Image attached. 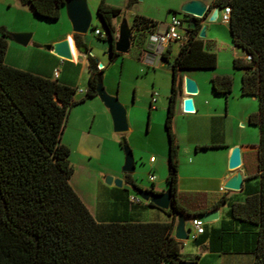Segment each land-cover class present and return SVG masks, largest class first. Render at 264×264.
I'll list each match as a JSON object with an SVG mask.
<instances>
[{"label": "trees", "instance_id": "obj_1", "mask_svg": "<svg viewBox=\"0 0 264 264\" xmlns=\"http://www.w3.org/2000/svg\"><path fill=\"white\" fill-rule=\"evenodd\" d=\"M64 1L18 0L48 22L59 18ZM224 6L229 7L227 26L233 45L249 56L248 60L233 58L232 67L244 69L240 94L257 99V109L248 115L247 122L258 130L257 148L247 170L248 178L257 179V191L243 202L231 203L228 214L255 227L252 264H264V0H211L205 17L211 8ZM119 12L103 0L95 9L106 32L97 37L111 39L107 62L119 55L112 47V18ZM189 20L174 58L168 60L166 49L160 55L171 72L163 129L167 139L165 182L172 200L163 211L201 216L205 210L191 209L199 204L191 199L195 195L175 191L178 146L171 131L178 71L215 67V53L198 37L201 19ZM190 24L194 27L189 28ZM129 29L131 40L138 41L156 29V22L134 15ZM10 36L0 27V264H175L182 243L172 237V221L98 222L68 183L72 173L69 150L60 143L64 119L69 107L96 96L95 86L104 67L97 68L94 58L86 55V88L83 97L74 101L75 88L3 63ZM72 40L78 51H87L81 35L73 33ZM210 86L214 93L226 95L231 80L226 75L213 76ZM123 141L120 135V148ZM124 181L132 182L128 174H124ZM122 189L127 191L130 205H140L128 201L129 191ZM223 200L220 197L209 208ZM141 205L154 207L149 202Z\"/></svg>", "mask_w": 264, "mask_h": 264}, {"label": "crops", "instance_id": "obj_2", "mask_svg": "<svg viewBox=\"0 0 264 264\" xmlns=\"http://www.w3.org/2000/svg\"><path fill=\"white\" fill-rule=\"evenodd\" d=\"M187 1L189 0H185V2ZM210 1L211 0L201 2L208 5ZM2 2L6 4L7 8H12L16 13L14 20L17 21L16 23L18 26L10 31H15V33H27L28 31L35 32L36 28H38L39 31V20L42 19L37 18L29 6L20 4L18 0H2ZM213 9L214 8H211L204 18L211 15ZM218 13L219 9L216 8L215 18L213 20L218 17ZM3 16V12L0 11V27H3L4 30H9V26L4 21ZM59 19L65 20L62 21V28L54 32L44 27L42 35L45 37L44 40L40 37H35L33 39L34 42L31 44L32 36L29 33L30 37L27 44L22 46L13 41L10 36L7 39L3 63L7 66L25 70L75 88L72 99L74 101H79L83 97L87 82L88 71L86 55L88 54L94 58L97 67H104V63L91 51L90 46L88 47V45L85 44L84 39L82 40L87 46V51L80 52L75 48L72 40L73 33L70 30L63 6L60 9ZM202 21L203 19L200 20V24ZM112 23L115 28V33L113 35V41H115L117 28L113 22V18ZM225 24L227 25V23ZM163 25L160 28H162ZM206 27L207 26L204 27V36L202 39L209 50H212L215 45L214 40L211 39V36L208 40L204 38ZM62 40L72 47V54L69 53V55H66L71 59H62L52 53L50 49H45V45H40V43H49L47 45L56 43V47H58L60 45L57 42ZM229 40L232 48L240 52V55H236L233 52L232 59H244V52L233 45L230 34ZM171 42L173 41H170L166 46V50H168L169 53ZM30 44L32 45L31 50L23 48ZM61 46H63V50L66 51V46ZM130 46L135 47L133 57L136 62L151 69L150 88H152L155 80L154 72L156 68L165 66V63L160 55L148 50L146 36H141V40L138 41H135V39L134 42L130 40L128 49ZM12 49L19 52L30 50L31 56L26 61H20L10 56L9 52ZM60 52L61 50L58 51V53ZM169 53L168 60L171 61L176 54L170 60ZM122 54L125 53H119L115 58ZM106 60L108 61V54ZM216 66L215 55L214 68L180 70L177 76V85L182 76L192 79L196 86V93L190 95L193 111L189 113L181 110L183 95L177 93L174 114L171 120V131L175 136L178 146L175 191L177 193H190L195 195L191 196V199L194 198L199 204L196 208L191 209L200 211L205 210L203 212L214 210L217 214L216 218L203 223L202 234L195 240L188 239L187 245L184 244L185 241L181 242L182 246L179 250V259L191 261L194 264H252L255 227L247 221L231 218L228 214V209L231 203L243 202L247 195L257 191V179L247 177V170L250 167V156L251 153L256 150L258 142L257 127L249 124L247 122V117L249 114L256 111L257 99L253 95H241L239 85L238 95H235L232 91L226 95L214 93L211 86L209 87L210 80H208V85H206L198 73L201 71L208 72L209 78L220 76L221 73L216 71ZM56 67H59V70H57ZM55 69L57 70V76L54 78L52 72ZM232 69L239 71L240 84V77L244 73V69L233 67ZM165 72L170 73L171 83L170 70L168 69L167 71L166 69ZM76 89H81V91L79 90L78 94H76ZM103 89L109 95H116V92L109 86H104ZM152 91L154 90H149V98ZM168 94L169 91L162 92L161 90L160 95L156 92L154 101L151 103L149 99L146 106L145 104H141V101L135 102V92V100L129 106L130 108L134 106V108L146 109L149 115L152 114V112H156L158 109L160 111L164 110L165 116ZM121 103L123 108L128 107L124 102ZM77 106H85L86 109ZM107 112V109L99 103L96 96L84 98L67 110L63 131H67L70 140L74 143L77 148L76 151L79 153V159L76 161V164H70L72 167V173L68 178L70 187L87 208L94 220L98 222L172 221L174 226L175 217L172 214L168 215L163 210L156 207L130 205L126 200L127 191L122 189L125 188L122 183L120 187H116L112 183L106 184L104 182L105 174H101L98 170L99 168L91 167L90 159L94 157L98 158L104 146L110 148L117 161H119V163L121 162L122 157L120 152L116 149L115 138L112 133H110L111 121L108 118ZM126 125L127 130L132 133L135 128V119L130 118V120L126 121ZM120 135L119 133V136ZM66 145L68 146L69 144ZM117 146L118 149L121 150L119 143ZM233 147L238 148L239 166L237 169L231 171L227 168V160ZM166 156L167 152L165 158ZM150 157L151 156L148 157L147 161V171L154 173V179L148 189L152 192L160 193L166 189L165 177L168 168L167 158L165 160L162 158H153L152 161H149ZM106 171H108L107 173L110 175L116 177V170L108 169ZM236 171H239L242 176L239 190L230 191L224 189L223 192L219 191V187H223L226 179ZM130 180L138 187L144 188L139 186L133 179ZM130 193L132 192L129 191V194ZM220 197H223L224 200L215 208H209L210 204L217 201ZM189 217L185 218V226L188 225Z\"/></svg>", "mask_w": 264, "mask_h": 264}, {"label": "rangeland", "instance_id": "obj_3", "mask_svg": "<svg viewBox=\"0 0 264 264\" xmlns=\"http://www.w3.org/2000/svg\"><path fill=\"white\" fill-rule=\"evenodd\" d=\"M100 0H86L87 8L90 12V22L89 27L85 34L81 37L84 39V42L88 47L90 46L91 51L102 60L104 63V68L101 73V84L102 87L109 86L116 95H114L118 102H124L126 106L125 108V117L126 121L130 120V118L135 119V128L132 133L126 130L123 133H120L123 137V140L126 142L128 147L132 152V156L134 159V170L131 173H128V177L133 179L139 186L148 189L151 186V182L147 178V161L148 157L151 156L156 159H166L165 155L167 152V140L165 131L163 129V118H164V110L160 111L159 109L156 112H152L149 115L146 109H138V108H130V104L135 100L134 93L136 92V100L135 102L141 101V104H145L147 106L148 100L150 99L148 94L149 90L153 89L160 95V91H169L170 87V73L165 72L168 68L165 66H159L155 70V80L153 83V87L150 88V75H152V71L150 68L145 67L144 65L139 64L133 57L134 46H130L129 49L122 54L121 56L115 58L111 62H107V51H108V40L107 37L98 38L97 35L93 33V28L97 29L102 35H105L106 32L104 27L100 21V19L95 14V9ZM207 1V0H201ZM185 2V0H103L104 4H108L114 6L120 10L119 14L113 17V22L116 25V28L119 25L126 26L129 28L131 19L134 15L143 16L150 20L156 22V29H160L163 24L168 23L170 16L174 14L176 16L180 15V7ZM0 11L3 12V19L8 24L9 30H6L9 33H15V31H10L18 24L17 21L14 20L16 13L12 8H7L6 4L0 0ZM39 31L36 28L35 32L28 31L32 36L31 44L34 42L33 39L35 37H40L42 40L45 39L43 37L44 27L50 29L51 31H56L62 28L63 22L65 20H60L59 18L56 21L48 22L45 20H39ZM68 21V20H67ZM62 23V24H61ZM65 23V22H64ZM69 23V22H68ZM65 25V24H64ZM70 26V25H69ZM201 26H207L205 28V40L209 38L214 40V47L212 50L216 55V64L217 69L221 75H226L231 80V89L235 95H238V85H239V71L233 70L231 67L232 53L234 52L236 55H240L239 50L233 49L230 40H229V32L227 29V25L220 21L219 13L218 17L210 21L207 18H204ZM14 30V29H13ZM181 32V31H180ZM52 33V32H50ZM182 33V32H181ZM211 36V37H210ZM141 40V38L139 39ZM23 47L24 49H32V45ZM49 43H40V45L44 46ZM59 45H65V53L69 55L72 54V48L70 44L59 41ZM37 46V45H35ZM179 47V42L174 41L170 43V53L169 59L176 54ZM30 50L27 51H15L10 50V56L15 57L20 61H26L30 58L31 53ZM59 70V67H56ZM141 71H140V70ZM145 70V71H143ZM143 71V72H142ZM198 75L202 78V81L208 85L209 73L205 71H201ZM210 87V84H209ZM81 89H76V94ZM142 95V96H141ZM113 96V95H112ZM98 99V98H97ZM99 103L100 100L98 99ZM101 105H103L101 103ZM86 109L85 106H77ZM132 109V110H131ZM108 115V112H107ZM110 120V117L108 115ZM110 133H112L115 138V144L117 151L121 154V162L117 161L115 155L112 153L110 148L104 146L102 149L100 156L98 158L90 159L91 167H97L101 174H105L106 176H110L112 179H120L122 184L128 191H132L130 188L125 186L124 181V173L121 172L120 168L122 165L123 155L122 151L118 149V141H119V133H115L110 128ZM60 143L66 145V147L70 148V153L68 156V160L70 164H76L78 161L79 153L76 151L74 143L70 140L67 131H63L60 135ZM102 168V169H101ZM116 170V177L107 173L106 170ZM103 171V172H102ZM154 175V173H152ZM118 176V177H117ZM154 179V178H153ZM157 183V181H156ZM135 185V184H134ZM137 186V185H136ZM138 187V186H137ZM186 240L184 244H188Z\"/></svg>", "mask_w": 264, "mask_h": 264}, {"label": "water", "instance_id": "obj_4", "mask_svg": "<svg viewBox=\"0 0 264 264\" xmlns=\"http://www.w3.org/2000/svg\"><path fill=\"white\" fill-rule=\"evenodd\" d=\"M63 8L65 16L69 22L71 32L78 35L85 34L89 27V22L91 18L85 0H65ZM206 9L207 5H205L203 2L199 0H189L181 5L180 12L192 15L193 19H204ZM215 13L216 7H214L212 14L208 16V20H213L215 18ZM192 27H194V24L189 25V28ZM203 36L204 26H200L198 37L203 38ZM29 37V33H14L11 35L12 40L22 46L27 44ZM130 40L131 30L126 26L119 25L117 27L116 40L112 44L114 51L116 53H125L128 49ZM110 41L111 39L108 40V44H110ZM56 46V43H53L51 45H45V49H50L52 53L62 59H71L70 57L66 56V53L63 50V46ZM108 48H110V45ZM59 50H61L60 53H58ZM95 93L96 97L100 100V102L108 111L112 131L115 133L125 132L127 130L125 110L114 95H109L104 91L101 84V80L99 79L97 80L95 86ZM178 93L179 95H183L181 100V110L186 113L192 112L193 106L190 95L196 93V86L194 81L186 76L180 77L178 84ZM121 151L123 155V160L120 170L124 174L131 173L134 169V161L131 150L125 141H123L121 144ZM238 166V148L233 147L227 160V168L233 171L237 169ZM241 179L242 176L240 172L236 171L229 178L226 179L223 184V188L225 190L237 191L241 187ZM104 182L106 184L112 183L116 187H120L122 183L120 179H112L110 176H106ZM125 185L130 188L136 195H138L143 201L149 202L151 205L160 210H166L170 206L172 196L168 189H165L161 193H155L146 188L136 187L132 182H127L125 183ZM172 215L175 217V223L172 230V237L179 242L186 241L187 227L185 226V218L189 216L180 212H177ZM216 216L217 214L214 210H210L201 214V218L204 222L210 221L216 218ZM191 217H189L188 219H190ZM175 264L194 263L178 258Z\"/></svg>", "mask_w": 264, "mask_h": 264}, {"label": "built area", "instance_id": "obj_5", "mask_svg": "<svg viewBox=\"0 0 264 264\" xmlns=\"http://www.w3.org/2000/svg\"><path fill=\"white\" fill-rule=\"evenodd\" d=\"M185 14V13H182ZM186 16L183 17L182 15L176 16L174 13L170 16L168 23L164 24L162 28L155 29L152 32L146 33V41H147V48L150 51H153L154 53L161 55L162 52L166 49L167 44L170 41H177L181 42L183 40L184 36V29L186 28L187 21L188 23H191L189 20L190 18H193L190 14H185ZM228 15H229V7L224 6L222 8H219V19L223 23H227L228 21ZM182 33H181V32ZM93 33L97 36H103L97 29L93 30ZM244 59L248 60L249 56L244 55ZM97 67V66H96ZM101 68V66L97 67ZM53 77L55 78L57 76V70H53L52 72ZM156 96V92L152 91L150 94V102L152 103L154 101V98ZM153 157L149 158V161H152ZM147 178L150 182H152L154 176L151 171H148ZM219 191L223 192L224 188L219 187ZM128 195V201H130L133 204H143L145 201H143L138 195H136L133 191H131ZM203 223L201 216H192L189 219L187 227V240H193L195 239L199 234L203 231Z\"/></svg>", "mask_w": 264, "mask_h": 264}]
</instances>
